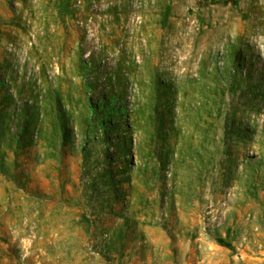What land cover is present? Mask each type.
<instances>
[{
  "label": "rangeland",
  "instance_id": "1",
  "mask_svg": "<svg viewBox=\"0 0 264 264\" xmlns=\"http://www.w3.org/2000/svg\"><path fill=\"white\" fill-rule=\"evenodd\" d=\"M0 264H264V0H0Z\"/></svg>",
  "mask_w": 264,
  "mask_h": 264
}]
</instances>
